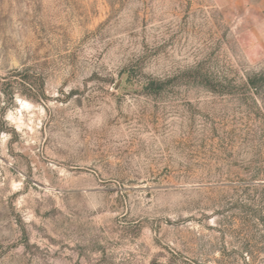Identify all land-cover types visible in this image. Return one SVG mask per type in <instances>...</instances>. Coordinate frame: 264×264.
<instances>
[{"label": "rangeland", "instance_id": "obj_1", "mask_svg": "<svg viewBox=\"0 0 264 264\" xmlns=\"http://www.w3.org/2000/svg\"><path fill=\"white\" fill-rule=\"evenodd\" d=\"M0 80V264H264V0H0Z\"/></svg>", "mask_w": 264, "mask_h": 264}, {"label": "trees", "instance_id": "obj_2", "mask_svg": "<svg viewBox=\"0 0 264 264\" xmlns=\"http://www.w3.org/2000/svg\"><path fill=\"white\" fill-rule=\"evenodd\" d=\"M3 79L5 80V78H3ZM4 82H6V80ZM2 84H5V83H3L2 80H0V85H2Z\"/></svg>", "mask_w": 264, "mask_h": 264}, {"label": "bare ground", "instance_id": "obj_3", "mask_svg": "<svg viewBox=\"0 0 264 264\" xmlns=\"http://www.w3.org/2000/svg\"><path fill=\"white\" fill-rule=\"evenodd\" d=\"M23 102H26V101H23Z\"/></svg>", "mask_w": 264, "mask_h": 264}]
</instances>
